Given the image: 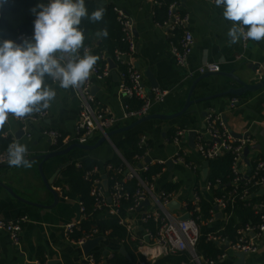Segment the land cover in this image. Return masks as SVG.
Here are the masks:
<instances>
[{
	"label": "crops",
	"instance_id": "crops-1",
	"mask_svg": "<svg viewBox=\"0 0 264 264\" xmlns=\"http://www.w3.org/2000/svg\"><path fill=\"white\" fill-rule=\"evenodd\" d=\"M178 10L189 17V31L194 37V46L190 52V66L193 70L207 63L219 64L221 73H233L242 82L255 85L264 80V40H251L245 47L243 42L230 43L227 33L233 22L224 18L223 6H217L214 0H174ZM114 7L126 12L134 21L136 43L139 50L133 61L136 68L144 74L147 90L151 89L146 74L149 72L158 84V89L167 97L163 103L156 104L151 116H170L180 112L186 102L193 82L201 78L196 75L192 81L185 82L176 68L170 53L165 32L158 28L153 18V6L146 0H107ZM238 56L241 59L236 60ZM260 71L261 75H258ZM119 83L114 78L104 81L94 80L92 94L104 107L119 119L118 124L108 132L130 127L136 121L125 120L124 99L119 93ZM56 92L50 102L45 118L35 121L30 119L19 123L11 116L6 123L7 134L13 142L27 147V159L31 167L23 165L0 167V222H14L26 217L21 235V250L16 249L9 235L0 231V264H38L44 258L46 264H82L84 252L80 246L72 244L65 235L64 228L84 222V214L80 203L64 197L62 188L57 187L62 170L69 164H80L85 159H93L101 167L118 156V144L130 135L146 136L151 142L150 157L152 162L167 163L175 156L176 148L169 136L172 129L203 131L205 117L215 113L221 119L226 117L228 126L235 134H248L253 141L246 164H242V172L249 170L251 164L258 160L264 162V89L248 94L240 99V104L230 108L232 97H216L210 101L195 103L189 113L172 121L153 120L139 125L128 133L115 135L111 141L103 144L93 152L75 149L65 157H57L43 166L45 178L51 183L52 192L58 194L55 205L53 193L46 188L39 166L47 154L62 151L72 145L76 135V127L80 120V101L74 88H61L59 84L48 85ZM240 88L230 78L213 76L200 82L193 93L192 100H202L224 94L229 89ZM232 98V99H231ZM206 114V116H204ZM149 115V116H150ZM56 131L67 140L60 148H54L47 136L49 131ZM22 132V134H21ZM21 134V135H19ZM104 135L94 133L86 145L95 146ZM189 141V137H188ZM187 154L197 170L203 175L201 157L187 145ZM60 149V150H59ZM118 150V149H117ZM120 154V153H119ZM195 177L186 168L173 164L169 170L165 165L163 174L155 181L156 192L165 189L169 184H178L177 202L190 201L195 194ZM204 182V181H203ZM10 188L19 199L13 197L3 186ZM146 210L130 214L133 234L141 236L142 224ZM181 213L175 212L179 218ZM124 247L116 241L107 240L91 254L96 260L106 261L116 249L120 252ZM42 253V257L40 256ZM230 255L229 262L234 264L236 258ZM99 256V257H97ZM246 264H264V237L259 242L258 252L248 255Z\"/></svg>",
	"mask_w": 264,
	"mask_h": 264
},
{
	"label": "built area",
	"instance_id": "built-area-1",
	"mask_svg": "<svg viewBox=\"0 0 264 264\" xmlns=\"http://www.w3.org/2000/svg\"><path fill=\"white\" fill-rule=\"evenodd\" d=\"M151 6H159L157 0H146ZM117 14L119 24L123 32V42L129 46L127 53H117L116 60L123 67L124 70L115 69L119 79V93L124 99L125 116L123 119L137 121L151 114L152 108L156 104L163 103L167 94L160 89L147 90L144 83V74L141 73L134 64V57L137 53V43L135 36V25L133 19L123 10L114 7ZM154 16V13H152ZM156 26L165 32L168 40L170 53L173 58L176 68L180 71L181 76L185 82L192 81L198 75L218 74L221 72L219 64L207 63L202 67L193 70L190 66V52L194 46L193 34L189 31V17L178 10L177 2L172 3L168 8L167 18L164 22H155ZM25 38V37H23ZM30 38V37H28ZM22 41V39H20ZM250 39L243 40V45L246 47ZM90 53L89 50H87ZM241 59L238 56L236 60ZM110 65L100 71L98 67L91 70L90 76L83 85L75 89V94L80 101V120L76 127V135L72 142L80 145H86L89 138L94 133L105 135L110 129L115 127L119 119L116 118L109 108L104 107L98 102L92 94V87L94 80L104 81L111 78L112 72ZM261 75L260 71H257ZM59 84V82H54ZM151 91V93H150ZM139 103V107L134 109L130 103ZM240 100L234 98L230 102V108L234 109L239 106ZM47 112L34 113L31 115L35 121L45 118ZM19 123L22 120L17 119ZM205 128L203 131H196L195 152L201 157L202 161H213L217 157L232 153L234 156V163L232 167V187L231 192L223 191L222 196L214 199L213 209L211 211L212 219L208 222L214 224L217 219L216 216L221 213L222 220H229L226 211L230 204L236 201L247 203L254 211L257 221L253 225H247L238 231V238L236 242L232 243L228 239L221 236L210 235L209 242L216 243L224 254L220 257L222 261L229 262V256L236 253H245L247 255L256 254L259 248V242L264 237V162L258 160L248 167V171L242 172V164H246V157L244 155L245 149L253 145V141L248 139H235L226 129L222 119L215 113H209L204 120ZM190 130L178 129L172 137L171 143L176 148L175 156L172 159L173 164L186 168L191 173H196L197 170L194 163L190 161L187 154L188 136ZM47 136L51 140L54 148H60L67 141L62 134L56 131H49ZM150 140L146 136H141L139 147L146 150L144 156L136 157L137 164L135 166L128 165L122 159L123 165L115 168L110 165L107 166V172H114L116 176H124L122 180L117 179L112 191L109 193L104 187V179H95L92 183L91 195L95 199V211H101L104 208H110L113 215L120 216V206L123 201L133 200V206L128 211L130 214L136 213L143 202L149 200L151 206L146 210L144 217L141 220L143 226L141 236L133 234V226L130 218L127 220L121 219L120 224L126 226L127 230L133 235L132 241L138 242L137 254L145 259L146 262L155 263L158 259L167 256H173L182 253H188L193 258L192 264H216L215 262H204V260L196 255V245L200 239V218L196 217V212L189 210V202L194 206L199 204V197L195 193L190 201L180 203L182 206L181 216L188 215V221H182L170 214L168 206L177 201L176 193H168L165 190L156 192L155 181L148 182L144 180L143 173L148 171V164L145 160L150 157L151 149L149 147ZM60 150V149H59ZM150 164V163H149ZM151 164H158L165 166L164 162H152ZM9 166L7 163V151L0 152V167ZM103 174L99 168H96L86 176L87 181H91L92 175ZM113 180V178H112ZM131 181H136L138 189L132 197L126 190L125 185ZM222 180H218L213 186L211 183L204 182L202 190L205 194L211 192L212 188L217 189L222 186ZM252 198H257L254 204ZM110 200V202H109ZM84 214V209L82 207ZM85 218V217H84ZM86 219V218H85ZM152 221L155 224L156 232L144 229V226ZM28 220L26 217L10 223L0 222V231H5L13 244V246L21 250V235L25 224ZM80 224L68 225L64 228V232L68 240L77 246H82L87 242L98 238L109 236L110 232L106 231L104 234L98 229H94L90 234L85 235L80 241L74 242L71 240V235L78 229ZM149 239V242L146 241ZM113 255L109 256L106 261L98 262L93 254L84 257L82 264H107V260L112 259ZM40 264V263H38ZM140 264H145L141 262ZM229 264H231L229 262Z\"/></svg>",
	"mask_w": 264,
	"mask_h": 264
},
{
	"label": "trees",
	"instance_id": "trees-1",
	"mask_svg": "<svg viewBox=\"0 0 264 264\" xmlns=\"http://www.w3.org/2000/svg\"><path fill=\"white\" fill-rule=\"evenodd\" d=\"M100 0H85V6L89 14L96 10L100 5ZM48 0H0V37L3 39H12L14 42L19 41L23 37H31L33 35V21L36 18L31 9L38 3L47 4ZM160 3L153 7L154 21L162 23L166 20L169 6L174 3V0H157ZM106 12L101 23H89L87 20H82L81 27L85 30L84 46L90 54L99 57L96 65L100 71L104 70L107 65L113 64L115 69L124 70L117 63L116 54L127 53L129 46L123 42V32L119 24L117 14L114 11V6L107 3L104 5ZM107 28L108 37L98 38L97 31ZM100 42V44H99ZM81 57L84 55V49L79 53ZM48 85L54 84L53 81L46 78ZM232 99V98H231ZM130 105L135 109L139 107V103L132 102ZM44 112V110L42 111ZM34 114V113H33ZM32 114V115H33ZM178 129L170 130L169 136L172 137ZM7 127L5 124L4 130L0 132V152H5L9 144L13 143L10 137H6ZM140 136L130 135L124 138L117 146L121 158L130 166L137 164L136 157L144 156L146 150L139 147ZM152 148L151 142L149 143ZM115 156L114 159L101 167V164L93 159H85L80 164H69L61 173V177L57 182V187L62 188L64 197L76 201L81 204L84 209V222L71 235V240L74 242L80 241L85 235L90 234L94 229H98L103 234L110 232L106 236V240L116 241L125 248L130 256V260L126 258L118 249L112 252L113 258L107 260V264H192L193 258L188 253L177 254L173 256L163 257L158 259L155 263L146 262L141 256L137 254V249L141 237L138 242H133V235L127 230L126 226L120 224L121 219L127 220L128 211L133 206V200L123 201L120 206V216L117 217L112 214L110 208H104L101 211H95V199L92 197V183L95 179H102L107 177V191L110 193L112 187L115 185L117 179L122 180L124 176H116L114 172H107V166H114L119 168L123 165L122 159ZM234 163V156L232 153H225L215 160L210 161L209 177L207 182L213 186L218 180H222L223 185L217 189L212 188L211 192L205 194L202 190L203 177L200 171L192 173L195 177V193L199 197V204L196 206L189 202V210L196 212V217L200 218V239L196 245V255L204 260V262H215L216 264H229L227 261H222L220 257L224 254L216 243L209 242L210 235L221 236L228 239L230 242H236L238 238V231L247 225H253L257 221V217L253 209L244 202L236 201L230 204L226 211L229 220H217L214 224L208 222L212 219L211 211L213 209V201L222 196L223 191L231 192L232 187V167ZM148 171L143 173L144 180L153 182L160 177L165 166L158 164H148ZM96 168L103 171V174L92 175L91 181L86 180L88 173ZM113 178V180H112ZM136 181H131L125 185V190L133 197L138 189ZM180 189L178 184H169L165 187L168 193L177 192ZM257 198H252L251 203L257 202ZM144 229L156 232L155 224L149 221L144 226ZM42 253L40 256L42 257ZM99 257V256H97ZM40 264H46L44 258H41Z\"/></svg>",
	"mask_w": 264,
	"mask_h": 264
},
{
	"label": "clouds",
	"instance_id": "clouds-1",
	"mask_svg": "<svg viewBox=\"0 0 264 264\" xmlns=\"http://www.w3.org/2000/svg\"><path fill=\"white\" fill-rule=\"evenodd\" d=\"M224 7V18L233 26L227 35L231 44L245 39L264 40V0H214ZM106 9L101 3L89 12L85 0H48L31 9L36 17L33 35L17 44L0 37V132L9 116L22 120L49 108L56 92L46 78L59 82L61 88H78L88 80L98 56L84 46L82 20L101 23ZM107 28L97 31L98 38H107ZM84 49V55H79ZM26 145L9 144V166L31 167Z\"/></svg>",
	"mask_w": 264,
	"mask_h": 264
},
{
	"label": "water",
	"instance_id": "water-1",
	"mask_svg": "<svg viewBox=\"0 0 264 264\" xmlns=\"http://www.w3.org/2000/svg\"><path fill=\"white\" fill-rule=\"evenodd\" d=\"M99 4L103 3L104 5H106L108 2L107 0H100L98 1ZM135 36L137 37V34L135 33ZM17 44H20L22 43L21 40L17 41L16 42ZM100 44V42H99ZM137 49L139 50V47H137ZM137 50V51H138ZM110 69L112 71L115 70V66L113 64H110ZM148 80L150 81V85H151V89H156L158 88V84L157 82L155 81L154 77L148 72L146 74ZM213 76H224V77H228L230 78L234 83H236L240 88L238 89H229L227 92H225L224 94H220L218 96H214V97H210V98H204L202 100H197V101H193L192 100V96H193V93L194 91L196 90L198 84L200 82H202L203 80L207 79V78H210V77H213ZM112 77L114 78V81L115 82H119V79H118V75L116 74V72H112ZM95 88H93L94 90ZM264 89V80L259 82L258 84H255V85H248L244 82H242L238 77L234 76L233 73H229V74H224V73H218V74H206V75H203L201 78H199L198 80H196L195 82H193L192 84V87L190 89V92H189V95H188V98H187V102L184 106V108L176 113V114H173V115H170V116H162V115H153V116H147V117H144L142 119H139L137 120L134 124H132L130 127H127V128H124V129H120V130H116V131H113V132H106V134L102 137V139L95 145V146H89V145H72L70 146L69 148L65 149V150H62V151H58V152H54V153H51V154H47L43 157H40L42 158L43 162L40 164L39 166V171H40V174H41V177H42V180L46 186L47 189H49L51 192L52 190L50 189L51 188V183L50 181H48L45 176H44V173H43V166L46 162L50 161L51 159H54V158H57V157H65L67 155H69L72 151H74L75 149H79V150H82V151H87V152H93L95 151L96 149H98L100 146H102L103 144L105 143H108L111 141V138L115 135H120V134H124V133H128L130 132L131 130L135 129L136 127H138L139 125L141 124H144V123H147V122H150V121H153V120H160V121H172V120H176V119H179V118H182L184 117L185 115H187L189 113V110L190 108L195 104V103H201V102H206V101H210L216 97H224V96H228V97H232V98H237V99H242L243 97H245L246 95L248 94H252V93H255V92H258L260 90ZM92 90V92H93ZM151 93V91H150ZM204 116H206V114H204ZM11 117V116H9ZM30 119V117H26L25 120H28ZM222 121L226 127V129L230 132V134L235 138V139H238V140H242V139H248L250 138L251 134L248 133V134H235L234 132H232L228 126V122L226 120V117L223 116L222 117ZM22 134V132H21ZM19 134V135H21ZM189 141H188V145L189 147L192 149V150H195V139H196V132L195 131H192L190 132L189 134ZM117 153H118V150L116 149ZM249 152H250V148H246L245 149V157L247 158L248 155H249ZM152 161V158L151 157H148L146 160H145V164H149L151 163ZM209 166H210V162L209 161H204L203 162V181L204 182H207L208 180V177H209ZM166 167L169 169V170H172L173 169V161L170 160L169 162L166 163ZM104 187L105 189H107V177H104ZM2 184V183H0ZM13 197L19 199L18 196H16L14 194V192L8 188L7 186H3ZM53 193V196H54V201H55V205L58 203V200H59V197H58V194ZM261 194H264V191H261L260 192ZM110 202V200H109ZM151 206V203L149 200H146L145 202L142 203V205L140 206L139 208V212L143 211V210H147L149 207ZM182 209V206L179 202L177 201H173L169 206H168V211L170 214H174L175 212H179L181 211ZM180 220L182 221H188L189 220V216L188 215H184L182 217L179 218ZM216 219L217 220H222L223 219V216L221 213H219L217 216H216ZM143 232V230H142ZM106 238L105 237H98V238H95L89 242H87L86 244L82 245L81 246V249L83 250L84 252V256H88L90 255L94 250H96L97 248H100L101 246V243L103 242H106ZM146 241L149 242V239L146 238ZM121 253L123 255L126 256L127 259H131L129 254L126 252L125 248H123L121 250ZM237 260L234 264H246V259L248 257L247 254L245 253H236L233 255ZM50 264H56L55 262H52Z\"/></svg>",
	"mask_w": 264,
	"mask_h": 264
},
{
	"label": "rangeland",
	"instance_id": "rangeland-1",
	"mask_svg": "<svg viewBox=\"0 0 264 264\" xmlns=\"http://www.w3.org/2000/svg\"><path fill=\"white\" fill-rule=\"evenodd\" d=\"M194 183H195V181H194Z\"/></svg>",
	"mask_w": 264,
	"mask_h": 264
}]
</instances>
